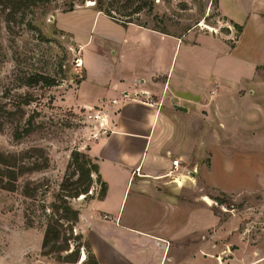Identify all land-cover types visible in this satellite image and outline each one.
I'll list each match as a JSON object with an SVG mask.
<instances>
[{
    "label": "rangeland",
    "instance_id": "obj_1",
    "mask_svg": "<svg viewBox=\"0 0 264 264\" xmlns=\"http://www.w3.org/2000/svg\"><path fill=\"white\" fill-rule=\"evenodd\" d=\"M70 3L74 4L71 11ZM257 5L250 0H145L144 10L133 15L142 25H123L96 10L93 0H51L12 15L0 0V150L42 148L49 163L44 170L20 177L16 190L0 188V264H91L77 222L69 250L43 254L42 236L71 151L89 154L92 141L113 132L117 101L125 100L122 97L141 103L156 98L140 91L104 99L103 104L81 102L99 95L97 78L111 81V88L124 68L122 57L141 67L159 45L156 36L143 44L139 35L124 27L129 24L186 37L181 45L166 42L164 61L167 68L170 59L172 64L167 87L156 102L161 114L176 126L160 134L159 146L163 152L170 149L166 154L171 167L172 161L179 163L172 177L180 176L179 184L166 177L162 188L172 201L201 205L207 214L204 222L211 214L217 218L218 223L204 233L213 236L221 251L218 264H243L248 253L264 252V65L256 68L253 79L244 80L252 62L264 63V31L261 34L260 27L248 22L239 38L241 28L227 17L243 21L246 10ZM261 20L264 29V13ZM175 91L180 96L172 95ZM174 102L189 111H181ZM107 103L110 110L104 107ZM106 174L110 210L119 202L127 175L120 180L110 168ZM93 178L89 194L97 198L99 184L95 174ZM25 180L36 182L34 199L21 192ZM91 199L80 195L69 202L79 211ZM141 202L147 201L137 199L135 185H129L123 216L133 213L146 219L148 206ZM167 211L158 216L171 225L173 213L180 224L190 220L183 208ZM24 212L33 218L32 226L26 225ZM109 222L114 223V217ZM98 225L89 224L95 231ZM194 242L191 236L184 244ZM74 248L79 250L77 261L64 262Z\"/></svg>",
    "mask_w": 264,
    "mask_h": 264
},
{
    "label": "crops",
    "instance_id": "obj_2",
    "mask_svg": "<svg viewBox=\"0 0 264 264\" xmlns=\"http://www.w3.org/2000/svg\"><path fill=\"white\" fill-rule=\"evenodd\" d=\"M250 1L258 4L257 9L254 7L247 9L243 21H235L223 13L241 26L239 38L245 31L248 22L260 27L261 34L264 31L261 20V14L264 13V0ZM124 27L139 35L146 46L148 41L155 36L158 38L159 45L153 50L151 57L144 59L141 67L140 63L122 57L121 62H123L124 68L112 81L111 88V81L101 82L102 79L97 78L99 81L94 80V84L101 87L98 88L101 92L96 99L93 97L84 98L81 101L82 104L92 105L99 100L103 104L104 99L107 101L111 98L116 99L121 94L126 95V92L132 96L133 93L140 91L148 95H155L154 102H157L164 86L167 87L172 61L170 59L169 64L167 63V68L164 59L169 44L166 46V42L169 43L167 40L170 39L177 46L179 43L181 45L186 37L182 39L176 36L162 35L150 28L138 27L133 24ZM185 41V43H195L194 40ZM251 65L250 72L244 80L253 79L257 75L256 68L264 63L252 62ZM85 79L80 83V89ZM105 92H109V95L103 96ZM172 95L180 96L176 91ZM122 98L125 100L117 101L118 108L116 120L112 126L113 132L109 136L99 137L89 145L88 153L97 163L100 176L106 182L107 187L103 198H93L79 209L77 226L89 245L91 264H95V262L97 264H218L217 256L221 254V251L216 249V243L211 238L213 236H205L204 233L208 227L218 223L217 218L211 214L206 216L207 218L205 217L207 220L205 219L204 222V215L207 214L201 205L193 204L192 206V204L179 199L172 201L169 191L164 190L166 186H162L166 183L165 179L168 176L165 174L171 167V160L166 154L170 149L166 147L165 152L160 149L159 145L163 143L160 134L175 130L176 126L167 120L166 115L161 114V107L158 110L157 104L149 106L137 100ZM175 105L181 106L178 102H174L173 106ZM104 107L108 110L111 109L109 103ZM185 108L189 111L188 106ZM111 144L113 146H110ZM177 150L178 154H181L179 149ZM107 168L113 170L120 180H123L124 174L127 175L119 202L117 205L113 204L110 210L106 208L109 206L107 201L110 187V181L106 179ZM129 185H135L137 199L147 201L141 202L148 206L149 212L146 219H141L139 215L133 213L126 217L123 216L121 208ZM181 208L186 210L184 214L189 212L191 215L189 222L187 220L181 224L176 222V214L173 213L174 225H171L170 222H165L162 217L158 216V214H164L166 210L174 209L175 211ZM193 210L195 213L192 212ZM168 211L167 213H169ZM113 217L114 223L109 222ZM91 221L99 224L96 231L89 226ZM191 236L195 238V242L186 246L184 242ZM255 253L254 256L248 253L242 259V263H263L264 252L255 251Z\"/></svg>",
    "mask_w": 264,
    "mask_h": 264
},
{
    "label": "trees",
    "instance_id": "obj_3",
    "mask_svg": "<svg viewBox=\"0 0 264 264\" xmlns=\"http://www.w3.org/2000/svg\"><path fill=\"white\" fill-rule=\"evenodd\" d=\"M51 0H2L3 6L8 8L7 14H16L21 8L30 5L48 3ZM85 1V0H81ZM95 8L104 12L110 18L126 25L128 23H138L133 20V15L141 13L145 6V0H93ZM70 3L68 10L73 9ZM118 12L121 17L113 13ZM234 27L241 28L240 25L233 23ZM144 26V25H143ZM47 79V78H45ZM47 84H53V80H45ZM48 158L44 155L42 148L32 147L23 152L6 153L0 150V188L14 191L17 188V181L20 177L28 173L38 172L48 167ZM93 174L96 175V182L99 184V192L96 197L101 199L106 193V182L100 177L98 165L87 153L72 150L66 165V173L59 183V191L55 195V201L50 204L51 212L46 215L45 228L42 236V253H60L69 250L68 240L72 234L73 225L78 221L79 211L73 207L69 199L93 198L90 196L91 187L94 182ZM22 194L34 199L37 186L33 180L24 181ZM222 201V200H220ZM41 208H44L41 207ZM25 223L32 226L34 220L24 212ZM81 237V236H78ZM77 247V246H76ZM86 248L90 253L87 243ZM79 250L74 248L64 257V262L75 263ZM91 258V254L89 256ZM95 264H97L95 262Z\"/></svg>",
    "mask_w": 264,
    "mask_h": 264
},
{
    "label": "built area",
    "instance_id": "obj_4",
    "mask_svg": "<svg viewBox=\"0 0 264 264\" xmlns=\"http://www.w3.org/2000/svg\"><path fill=\"white\" fill-rule=\"evenodd\" d=\"M146 104L149 106H153L154 104H156V102H147ZM178 167H179V163L176 160L172 161V167L165 174V176H169V177L171 176L172 177V175L176 174ZM178 176L179 175H177L176 177H172L173 182H176L177 184H179V183L176 181V179H178L180 177V176L179 177ZM220 206L222 208H224L223 205H220ZM82 257H84V253H82Z\"/></svg>",
    "mask_w": 264,
    "mask_h": 264
},
{
    "label": "water",
    "instance_id": "obj_5",
    "mask_svg": "<svg viewBox=\"0 0 264 264\" xmlns=\"http://www.w3.org/2000/svg\"><path fill=\"white\" fill-rule=\"evenodd\" d=\"M175 106H176V108H178V109H180V110H186L185 107H182V106H179V105H175Z\"/></svg>",
    "mask_w": 264,
    "mask_h": 264
}]
</instances>
